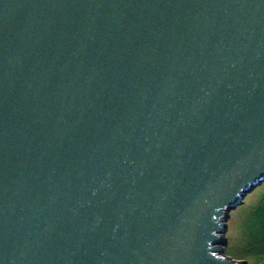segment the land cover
<instances>
[{
  "label": "water",
  "instance_id": "1",
  "mask_svg": "<svg viewBox=\"0 0 264 264\" xmlns=\"http://www.w3.org/2000/svg\"><path fill=\"white\" fill-rule=\"evenodd\" d=\"M264 180V0H0V264H246Z\"/></svg>",
  "mask_w": 264,
  "mask_h": 264
},
{
  "label": "rangeland",
  "instance_id": "2",
  "mask_svg": "<svg viewBox=\"0 0 264 264\" xmlns=\"http://www.w3.org/2000/svg\"><path fill=\"white\" fill-rule=\"evenodd\" d=\"M225 238L228 256L246 264H264V180L229 210Z\"/></svg>",
  "mask_w": 264,
  "mask_h": 264
}]
</instances>
